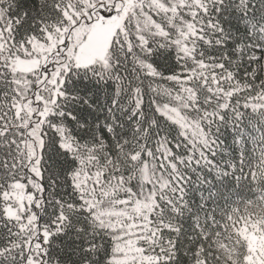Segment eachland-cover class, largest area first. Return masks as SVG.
Instances as JSON below:
<instances>
[{"label":"snow or ice","instance_id":"1","mask_svg":"<svg viewBox=\"0 0 264 264\" xmlns=\"http://www.w3.org/2000/svg\"><path fill=\"white\" fill-rule=\"evenodd\" d=\"M260 52L264 0H0V264H264V150L256 199L182 222Z\"/></svg>","mask_w":264,"mask_h":264},{"label":"trees","instance_id":"2","mask_svg":"<svg viewBox=\"0 0 264 264\" xmlns=\"http://www.w3.org/2000/svg\"><path fill=\"white\" fill-rule=\"evenodd\" d=\"M253 7L259 15L260 5ZM223 20L233 36L230 45L243 42L246 22L240 23L231 15H225ZM259 54L264 55V52ZM157 63L163 70L167 62L159 58ZM88 119L92 120V117ZM215 136L219 147L211 157L214 166L198 165L186 171L188 181L185 185V198L190 209L182 221L186 232L197 216L215 214L219 219L231 208L241 209L242 203L259 196L255 182L248 178L245 165L247 162L255 164L261 150H264V115L258 111L242 109L241 115L233 122L229 114L228 120L217 126ZM216 167L220 170H215Z\"/></svg>","mask_w":264,"mask_h":264},{"label":"rangeland","instance_id":"3","mask_svg":"<svg viewBox=\"0 0 264 264\" xmlns=\"http://www.w3.org/2000/svg\"><path fill=\"white\" fill-rule=\"evenodd\" d=\"M248 235H249V237H250V240H253V241H254V240L256 239L255 236H254L253 234L250 233V234H248Z\"/></svg>","mask_w":264,"mask_h":264}]
</instances>
